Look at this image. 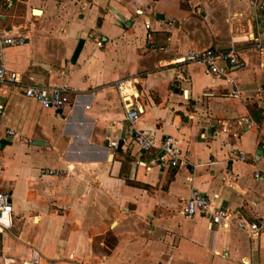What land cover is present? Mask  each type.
I'll return each mask as SVG.
<instances>
[{"label": "crops", "instance_id": "1", "mask_svg": "<svg viewBox=\"0 0 264 264\" xmlns=\"http://www.w3.org/2000/svg\"><path fill=\"white\" fill-rule=\"evenodd\" d=\"M10 1L0 0V27L26 41L3 50L5 68L22 84L65 85L69 99L55 110L18 88L1 96L0 191L13 219L0 232V264L33 254L37 264H264V230L181 213L197 190L264 220V100L255 95L264 59L253 47L264 40V0ZM229 46L230 81L178 61ZM128 107L140 111L135 128L176 139L184 166L159 168L155 150L138 151Z\"/></svg>", "mask_w": 264, "mask_h": 264}, {"label": "built area", "instance_id": "2", "mask_svg": "<svg viewBox=\"0 0 264 264\" xmlns=\"http://www.w3.org/2000/svg\"><path fill=\"white\" fill-rule=\"evenodd\" d=\"M10 0H6L9 6ZM1 18V15H0ZM262 30L264 31V12L262 14ZM26 37L15 27H0V116L3 112V102L1 96L9 88H18L22 94L35 100L41 108L60 109L67 104L69 99V88L63 86L22 84L19 81L18 74L9 71L4 66L2 52L9 47L22 46L25 44ZM97 45L101 41L96 42ZM253 47L257 53L264 59V40H256ZM179 62H188L201 65L207 74L214 77H226V70L229 67L237 66V54L234 46H229L224 50L213 48H204L201 50L189 49L179 58ZM227 78V77H226ZM230 81L229 78H227ZM123 81H117L115 87L119 90V95L123 99L127 95H121L123 91ZM229 96H236V91L231 90ZM255 95L264 100V87L257 88ZM139 109L129 108L125 111L124 119L130 125V137L138 151L147 153L152 150L157 152L156 164L159 168H174L185 165V157L177 145V141L170 135H164L159 140L143 130L134 127L133 122L138 118ZM8 135H13L12 130L6 131ZM108 146L116 147L115 140H107ZM260 148L264 151V137L259 140ZM232 158L242 160L243 154H231ZM43 174H57V170L47 168L42 170ZM254 177H258L254 173ZM181 213L186 217L200 214L207 219L208 226L216 225L223 229L235 228L248 235H256L264 230V220H248L239 209H228L219 204H212L211 200L205 197L197 190H192L189 197L185 200ZM13 214L10 200V194L7 191H0V232L7 230L12 224ZM6 264V263H5ZM11 264V263H8ZM18 264H37L36 255H32L28 260H21Z\"/></svg>", "mask_w": 264, "mask_h": 264}, {"label": "rangeland", "instance_id": "3", "mask_svg": "<svg viewBox=\"0 0 264 264\" xmlns=\"http://www.w3.org/2000/svg\"><path fill=\"white\" fill-rule=\"evenodd\" d=\"M74 3H76V1H74ZM4 10L6 11V14H9V13H11V12H15V8H13V7H11V8H7V9H5L4 8ZM16 14H18L17 12H15Z\"/></svg>", "mask_w": 264, "mask_h": 264}]
</instances>
